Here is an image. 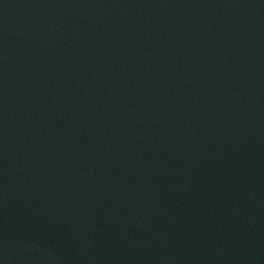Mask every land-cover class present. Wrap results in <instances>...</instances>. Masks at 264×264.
Segmentation results:
<instances>
[{
    "label": "water",
    "instance_id": "95a60500",
    "mask_svg": "<svg viewBox=\"0 0 264 264\" xmlns=\"http://www.w3.org/2000/svg\"><path fill=\"white\" fill-rule=\"evenodd\" d=\"M0 264H264V0H0Z\"/></svg>",
    "mask_w": 264,
    "mask_h": 264
}]
</instances>
